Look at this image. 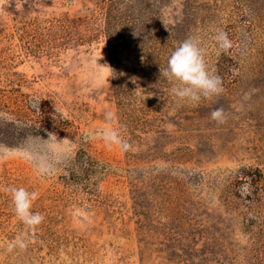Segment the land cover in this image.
<instances>
[{
    "label": "rangeland",
    "instance_id": "1",
    "mask_svg": "<svg viewBox=\"0 0 264 264\" xmlns=\"http://www.w3.org/2000/svg\"><path fill=\"white\" fill-rule=\"evenodd\" d=\"M120 1L108 18L107 0H0L3 100L18 71L21 91L51 93L72 122L68 135L0 137V264H264V0ZM26 21L36 38H19ZM221 30L237 32L238 64ZM190 37L224 88L198 104L160 74ZM107 129L130 147L110 148ZM11 187L37 193L36 228Z\"/></svg>",
    "mask_w": 264,
    "mask_h": 264
},
{
    "label": "clouds",
    "instance_id": "2",
    "mask_svg": "<svg viewBox=\"0 0 264 264\" xmlns=\"http://www.w3.org/2000/svg\"><path fill=\"white\" fill-rule=\"evenodd\" d=\"M219 49L227 52L232 47V41L224 31H218L214 37ZM170 82L174 83L171 93L178 102H192L198 104L202 99H212L224 92L222 79L210 69L206 61V50L196 38H188L174 48L168 57L167 66L161 71ZM106 119L111 120L113 114L106 113ZM211 119L218 124H223L227 116L223 108H215L211 112ZM103 138L111 148L113 145L127 150L130 145L120 138L115 129H107ZM10 193L16 216L27 227L34 229L45 219L44 215L34 212L33 203L37 193L24 187L6 188Z\"/></svg>",
    "mask_w": 264,
    "mask_h": 264
},
{
    "label": "trees",
    "instance_id": "3",
    "mask_svg": "<svg viewBox=\"0 0 264 264\" xmlns=\"http://www.w3.org/2000/svg\"><path fill=\"white\" fill-rule=\"evenodd\" d=\"M106 3L107 6H110L107 13L109 14L108 18L111 17L112 10L117 11L122 7L120 0H107ZM29 28L33 30L32 33H30ZM40 28L39 22H23L17 27L18 36L23 39L30 34L31 38H36L37 34L41 33ZM229 39L232 41V47L225 52L224 59L238 64L235 51V42L238 40L237 32H233ZM27 48L30 52L33 49L29 44ZM12 74L15 76L14 82L17 85H12L7 90L9 96L5 101L2 95L6 92H3V88L0 87V137L6 136V141L14 144L16 142H30L39 136H43L50 129L65 135L71 134L72 122L68 118L57 116L52 105L53 95L48 92L30 93L21 91V85H26L28 80L23 77V73L18 71H14ZM116 82H119V79H116ZM78 154V160H90V156L84 148L80 147ZM89 164L91 167L94 166L93 163ZM249 173H251L249 170L243 171L244 177L249 176ZM73 175L79 176L76 172Z\"/></svg>",
    "mask_w": 264,
    "mask_h": 264
}]
</instances>
